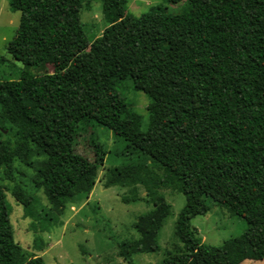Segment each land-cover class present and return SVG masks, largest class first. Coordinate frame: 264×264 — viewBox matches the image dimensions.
Segmentation results:
<instances>
[{"label":"trees","instance_id":"obj_1","mask_svg":"<svg viewBox=\"0 0 264 264\" xmlns=\"http://www.w3.org/2000/svg\"><path fill=\"white\" fill-rule=\"evenodd\" d=\"M83 1L9 0L20 18L6 51L27 69L0 80V131L2 119L18 130L14 145L0 141V169L43 155L38 186L58 205L78 188L93 189L103 155L92 139V159L75 147L105 127L186 196L175 221L185 252L157 264L264 259V0H187L179 14L140 16L115 0L114 21L92 38L80 21ZM47 65L52 72L28 70ZM122 81L150 99L146 131L138 114L124 116L127 102L115 87ZM15 196L32 216L33 198L21 189ZM207 199L243 218L246 231L220 247L203 243L191 220L208 212ZM168 211L154 212L153 224ZM10 212L0 185V264H45L25 256Z\"/></svg>","mask_w":264,"mask_h":264},{"label":"rangeland","instance_id":"obj_2","mask_svg":"<svg viewBox=\"0 0 264 264\" xmlns=\"http://www.w3.org/2000/svg\"><path fill=\"white\" fill-rule=\"evenodd\" d=\"M125 11L140 16L153 9L166 14H179L189 6L187 0H121ZM115 0H84L80 21L88 37L98 36L114 21ZM20 13L12 12L9 0H0V80H16L25 66L6 51V44L16 35ZM34 75L46 69L28 68ZM127 102L124 116L138 114L140 129L146 131L149 115L148 96L135 91L127 81L116 84ZM0 141L14 145L18 130L2 119ZM78 138L76 152L93 158L94 147L103 155L93 189H76L73 194L53 205L38 186L37 168L44 159L33 152L28 163L14 159L0 169V185L10 207L13 237L26 257H41L45 264H157L167 254H181L185 246L175 234L177 215L186 204V196L166 172L145 156L133 153L127 143L102 126ZM10 170L12 179L6 177ZM21 189L32 197L33 215H27L18 203L15 191ZM209 210L191 220L198 238L208 245L220 247L247 229L246 221L207 199ZM169 211L161 226L153 224L154 212ZM239 264H264L262 260H244Z\"/></svg>","mask_w":264,"mask_h":264}]
</instances>
